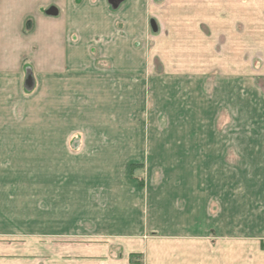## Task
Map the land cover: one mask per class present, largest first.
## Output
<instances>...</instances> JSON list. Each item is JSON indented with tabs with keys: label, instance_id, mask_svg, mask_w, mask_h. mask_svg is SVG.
I'll return each mask as SVG.
<instances>
[{
	"label": "crops",
	"instance_id": "1",
	"mask_svg": "<svg viewBox=\"0 0 264 264\" xmlns=\"http://www.w3.org/2000/svg\"><path fill=\"white\" fill-rule=\"evenodd\" d=\"M154 5L0 0V102L34 95L36 118L50 120L49 130L35 133L51 137L37 148L52 151V163L59 159L54 152H67L70 165L80 151L82 166L124 169L84 179L98 185L77 206L74 190L38 193L36 233L0 235V264H264V171L258 192H242L249 200L240 208L241 223L233 221L235 210L226 223H214V173L203 174L202 128L136 122L147 116L139 114V96L151 117L163 121L154 105L157 88H174L177 116L185 118L187 87H202V68L181 61V52L174 63L164 56L163 73H154ZM257 160L264 167V158ZM172 164L182 173L169 174ZM132 165L149 169L146 185L132 176ZM205 166L214 172L212 160Z\"/></svg>",
	"mask_w": 264,
	"mask_h": 264
},
{
	"label": "rangeland",
	"instance_id": "2",
	"mask_svg": "<svg viewBox=\"0 0 264 264\" xmlns=\"http://www.w3.org/2000/svg\"><path fill=\"white\" fill-rule=\"evenodd\" d=\"M152 17L156 33L153 59L156 76L163 73L164 56L171 57L174 63L179 59L176 54L181 52V61L202 68V87H187L186 109L182 106L185 118L177 116L181 109H176L179 93L174 88L171 92L170 88H157L160 91L154 105L160 107L156 114L165 113L163 121L151 117L154 112H149V103L146 109V98L143 101L139 96V114L145 116L146 112L147 116L136 122L141 128L167 124L200 126L203 174L214 173V223H226L235 210L233 221L240 224V208L243 200H249L243 198L242 192H258V175L264 171L257 160L264 158V0H155ZM152 40L145 42L147 55L152 53ZM25 100L0 102L1 236L36 233L38 193L45 197L52 188L74 190L78 193L77 206L88 200L83 198V192L98 185L86 183V179L105 178L112 171L121 175L124 171L117 164L98 167L93 161L82 166V158L77 159L80 151L74 153L76 159L70 165L64 158L67 152H54L59 154V159L52 163V151L37 148L40 141L50 143V135L35 133L36 128L49 130L50 120L36 118L34 95ZM169 105L172 110L168 109ZM74 140L78 143V136ZM210 160L214 162V172L211 166H205ZM166 170L169 174L182 173L177 164ZM148 172L144 165H132V176L142 186L146 185ZM57 175L58 183L54 182ZM116 185V182L107 184L109 188ZM65 202L59 200V210L67 208Z\"/></svg>",
	"mask_w": 264,
	"mask_h": 264
}]
</instances>
